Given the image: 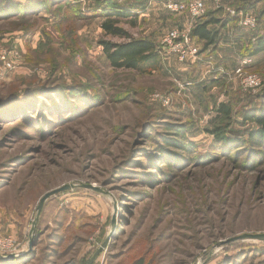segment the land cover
Here are the masks:
<instances>
[{
	"label": "rangeland",
	"instance_id": "374dc122",
	"mask_svg": "<svg viewBox=\"0 0 264 264\" xmlns=\"http://www.w3.org/2000/svg\"><path fill=\"white\" fill-rule=\"evenodd\" d=\"M172 1L191 0H0V264H86L108 237L93 264H264V242L224 243L264 234V145L244 120L264 108V1L201 0L199 18ZM116 10L158 52L179 29L199 54L160 55L151 75L113 69L100 42L123 41L102 29ZM211 18L207 48L191 33Z\"/></svg>",
	"mask_w": 264,
	"mask_h": 264
},
{
	"label": "trees",
	"instance_id": "16d2710c",
	"mask_svg": "<svg viewBox=\"0 0 264 264\" xmlns=\"http://www.w3.org/2000/svg\"><path fill=\"white\" fill-rule=\"evenodd\" d=\"M111 2H114V0H111ZM13 8L14 11L20 14L19 6ZM2 12L3 11L0 10V13ZM105 17L106 19L102 24V29L105 34L123 40L121 43L113 41L100 42L103 53L113 69L130 70L139 75H151L161 70L162 60L158 53L156 43L146 39H134L124 28L119 26L122 19L129 17L125 11H108L105 13ZM218 24L221 25V22L215 18L200 21L194 25L191 35L193 38L203 42L205 47L208 48L213 46L218 41V33L217 31H212L209 27ZM262 52H264V38L258 39L254 55H258ZM218 112L226 117H230L232 114L231 107L225 104L220 105ZM244 120L259 126V129L249 135L248 142L254 146L264 145V108L253 113H246L244 115ZM178 129V133L174 135L178 136L181 140L185 139L186 137L183 130L181 128ZM220 131L222 130H216V132L214 131L212 134H214L220 142L226 141V137L218 133ZM175 142L169 145L175 148L183 147V145L177 143L178 141ZM184 148L183 150H187V147ZM139 264H142V261H140Z\"/></svg>",
	"mask_w": 264,
	"mask_h": 264
},
{
	"label": "built area",
	"instance_id": "2783aa9c",
	"mask_svg": "<svg viewBox=\"0 0 264 264\" xmlns=\"http://www.w3.org/2000/svg\"><path fill=\"white\" fill-rule=\"evenodd\" d=\"M167 9L174 13L189 12L192 18H199L204 12V3L201 0H191L187 3L172 1L167 5ZM232 17L240 16L238 12L231 11ZM241 24L245 27H256L257 18L253 15H247L241 17ZM192 40L188 33L182 32L179 29L171 30L162 41V48L158 52L159 55L163 54H175L180 62L186 61L190 56H196L199 54V50L191 46ZM237 74L242 77L243 85L245 89H256L260 86V80L256 75L247 74L243 72V68L237 70Z\"/></svg>",
	"mask_w": 264,
	"mask_h": 264
},
{
	"label": "water",
	"instance_id": "95a60500",
	"mask_svg": "<svg viewBox=\"0 0 264 264\" xmlns=\"http://www.w3.org/2000/svg\"><path fill=\"white\" fill-rule=\"evenodd\" d=\"M89 189L94 190L96 192H101L100 189L94 187V186H88ZM71 189L70 186H64L58 189H55L53 191H50L48 193H46L43 198L41 199L38 209H37V219L40 217V214L42 212L43 206L44 204L51 198L60 195L61 193L67 192ZM245 240H251V241H262L264 242V234H243L237 237H233L231 239H228L227 241H225L224 243L226 244H232L238 241H245ZM110 241V237H108L107 239H105L104 243L102 244L101 248L98 249V251H96V253L87 261L86 264H93L96 259L100 256V254H102V252L106 249V247L108 246V243ZM33 243H30V249H32ZM16 258L15 256L11 255L9 256V259H14Z\"/></svg>",
	"mask_w": 264,
	"mask_h": 264
}]
</instances>
